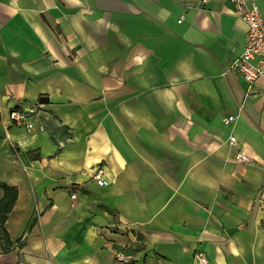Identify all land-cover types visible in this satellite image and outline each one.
Segmentation results:
<instances>
[{
	"label": "crops",
	"instance_id": "0c3cea01",
	"mask_svg": "<svg viewBox=\"0 0 264 264\" xmlns=\"http://www.w3.org/2000/svg\"><path fill=\"white\" fill-rule=\"evenodd\" d=\"M246 30L229 0H0V264H264Z\"/></svg>",
	"mask_w": 264,
	"mask_h": 264
},
{
	"label": "built area",
	"instance_id": "2783aa9c",
	"mask_svg": "<svg viewBox=\"0 0 264 264\" xmlns=\"http://www.w3.org/2000/svg\"><path fill=\"white\" fill-rule=\"evenodd\" d=\"M229 1L247 29L246 43L237 60L230 66V69L236 72L251 87L259 79L264 78V21L254 3H247L245 0ZM31 115H35L34 110H13L9 114V121L16 126L24 127L27 131H33L35 128L43 131L44 127L42 125L36 126L35 121L29 119ZM233 120L234 118L229 116L223 118L222 122L228 125ZM235 141L234 136L229 137L230 144H234ZM235 161L246 163L248 158L239 152L235 155ZM92 179L99 187L107 185L103 178L102 169L95 171ZM71 198H75V195L72 194ZM115 259L120 263H127L126 257L121 253H116ZM190 264H207V259L203 253L197 252L193 255Z\"/></svg>",
	"mask_w": 264,
	"mask_h": 264
},
{
	"label": "trees",
	"instance_id": "16d2710c",
	"mask_svg": "<svg viewBox=\"0 0 264 264\" xmlns=\"http://www.w3.org/2000/svg\"><path fill=\"white\" fill-rule=\"evenodd\" d=\"M3 190V198L0 201V223L4 221L5 215L9 212L15 197L16 190L6 185H1Z\"/></svg>",
	"mask_w": 264,
	"mask_h": 264
},
{
	"label": "rangeland",
	"instance_id": "374dc122",
	"mask_svg": "<svg viewBox=\"0 0 264 264\" xmlns=\"http://www.w3.org/2000/svg\"><path fill=\"white\" fill-rule=\"evenodd\" d=\"M128 262V261H127Z\"/></svg>",
	"mask_w": 264,
	"mask_h": 264
}]
</instances>
